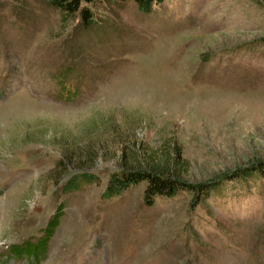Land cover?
Wrapping results in <instances>:
<instances>
[{
  "label": "rangeland",
  "instance_id": "374dc122",
  "mask_svg": "<svg viewBox=\"0 0 264 264\" xmlns=\"http://www.w3.org/2000/svg\"><path fill=\"white\" fill-rule=\"evenodd\" d=\"M93 10L0 0V264H264V0ZM157 163L214 186L103 194Z\"/></svg>",
  "mask_w": 264,
  "mask_h": 264
},
{
  "label": "trees",
  "instance_id": "16d2710c",
  "mask_svg": "<svg viewBox=\"0 0 264 264\" xmlns=\"http://www.w3.org/2000/svg\"><path fill=\"white\" fill-rule=\"evenodd\" d=\"M54 6L58 7L63 15H76L80 14L81 18L79 23L85 26L90 24H96V15L93 10V6L98 0H49ZM109 2L123 3L127 0H107ZM138 7L143 11H150L153 5L162 2L163 0H134ZM173 153L176 155L173 163L177 161V165L185 163L186 160L182 158L181 151L178 148L173 149ZM183 159V160H182ZM91 166V165H90ZM171 165L164 163H157L156 165H135V166H123L119 170H114L110 174V178L105 187V196H113L122 192L124 189L130 188L146 180L144 189V200L147 204H153L156 196L158 195H174L180 190H194L198 197H202L204 194L214 186L215 181H202L199 184L190 182L186 179L181 172L175 170ZM264 171V161L260 162L257 166ZM176 171V172H175ZM244 173V170L237 169L234 172L235 176H240ZM81 175L90 177L92 174L90 171L84 170ZM77 176H75L73 182H76ZM79 178L77 180L78 184Z\"/></svg>",
  "mask_w": 264,
  "mask_h": 264
}]
</instances>
